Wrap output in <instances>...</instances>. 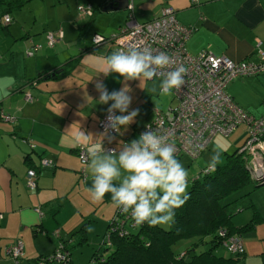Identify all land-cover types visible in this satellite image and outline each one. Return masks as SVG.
I'll return each mask as SVG.
<instances>
[{"label":"crops","instance_id":"crops-1","mask_svg":"<svg viewBox=\"0 0 264 264\" xmlns=\"http://www.w3.org/2000/svg\"><path fill=\"white\" fill-rule=\"evenodd\" d=\"M196 1L171 0L178 23L192 28L186 43L190 53L208 50L234 62H256L258 50H264V0ZM46 37L31 45L22 43L20 50L0 58V112L15 119L13 123L0 120V264H14L6 251L16 242L23 246L18 264H33L39 256L53 253L59 242L67 241L86 220L92 230L86 233L87 243L73 251L71 259L73 264H80L82 253L91 257L117 207L110 193L102 201L92 200L88 192L91 173L87 164L86 177L81 178L76 149L79 145L88 151L113 147L118 154L154 116L135 117L115 136L105 134L98 122L112 102H99L95 83L101 81L112 92L119 75L105 76L103 71L106 57L113 52L85 51L91 47L88 44L76 53L64 37L52 47ZM53 71L62 73L54 79L46 78ZM226 92L246 112L256 117L264 115V73L238 77ZM26 95L31 96V102L26 101ZM80 131L89 138L78 142ZM110 137L114 139L110 141ZM237 145L240 148L243 144ZM44 159L52 166L40 167ZM33 166L39 171L37 187L31 190L26 177ZM243 247L246 255L248 247Z\"/></svg>","mask_w":264,"mask_h":264},{"label":"built area","instance_id":"built-area-1","mask_svg":"<svg viewBox=\"0 0 264 264\" xmlns=\"http://www.w3.org/2000/svg\"><path fill=\"white\" fill-rule=\"evenodd\" d=\"M127 1L126 10L129 16L118 34L110 38L94 34L91 48L94 50L111 45L115 51H127L131 47H147L153 54L164 52L171 56L174 61L173 69L180 66L187 69L184 75L185 83L181 89L171 90L176 105L169 107L165 113L155 110L154 119L139 130L137 138L146 131V126L150 125L153 131L167 136L168 142L175 145L176 158L186 156L195 159L206 151L213 138L218 135L229 137L239 127L244 126L246 137L239 152H245L250 157L251 176L254 179L264 178V115L256 117L246 112L226 92L227 86L234 79L264 73V50H258L256 62H234L226 56H216L208 50L192 55L185 47L192 28L178 23L172 7L164 6L155 19L138 23L132 15V0ZM77 11L84 17L93 15L90 5L78 6ZM2 22L7 27L11 20L5 15ZM46 39L47 45L52 47L62 39V33H48ZM155 78L162 79L160 76ZM25 99L27 102L32 101L30 95H26ZM106 116L107 113L98 123V127L104 132ZM0 120L6 123L15 121L12 116L3 112H0ZM107 134L112 136L116 133L109 129ZM113 149L108 148L106 152L110 153ZM76 151L81 163H87L89 157L86 148L79 145ZM50 165L48 160L41 161L42 167ZM36 178L33 170L27 171L26 186L29 189L36 188ZM122 213L118 208L115 220L119 224L122 223ZM55 234L58 235L57 232ZM224 246L233 255L242 256L244 253L242 242L237 238H228ZM22 251V243L16 242L7 249L6 254L16 263L22 256ZM55 259L63 260L64 256L57 254Z\"/></svg>","mask_w":264,"mask_h":264},{"label":"clouds","instance_id":"clouds-1","mask_svg":"<svg viewBox=\"0 0 264 264\" xmlns=\"http://www.w3.org/2000/svg\"><path fill=\"white\" fill-rule=\"evenodd\" d=\"M173 64L172 57L167 53L153 54L147 47L118 50L106 57L107 67L103 74H118L123 77L124 85L120 90L109 93L101 81L95 83L99 102H112L107 108L105 134L109 129L119 133L139 114V109L129 111L132 97L127 81L139 80L141 83L160 76L161 94L181 89L187 69L183 66L173 69ZM89 136L80 131L76 139L79 142ZM175 152V145L168 142V137L157 134L150 125L138 138L125 143L118 154L115 149L104 153L103 146L89 150L88 168L92 186L88 192L92 200L102 201L110 193L113 205L125 214L130 212L137 225L147 223L155 227L175 223V210L190 198L187 191L188 172ZM219 159V152H215L206 171H215ZM86 230L91 231V226Z\"/></svg>","mask_w":264,"mask_h":264},{"label":"rangeland","instance_id":"rangeland-1","mask_svg":"<svg viewBox=\"0 0 264 264\" xmlns=\"http://www.w3.org/2000/svg\"><path fill=\"white\" fill-rule=\"evenodd\" d=\"M104 3L105 0H0V58L6 56L8 52L11 55L20 50L22 43L31 45L33 41L36 42L38 38L44 37L47 33L58 34L61 32L62 39L58 43H61L64 37V42L69 40V47L72 46L76 53H79L81 48L85 49V46L92 45V36L95 33L107 38L117 35L119 28L127 20V12L126 10L104 12ZM133 4L134 17L138 23L148 22L157 16L161 5L172 6L171 0H133ZM89 5L94 9L93 15L91 17L80 15L77 7ZM3 15H7L11 20L7 27L2 22ZM109 48L114 50L111 45H104L96 50L108 53ZM186 50L191 52L188 44H186ZM22 52L25 51L22 49ZM123 85V77L118 76L112 86V92L120 90ZM127 85L131 89L129 94L132 97L129 111L140 110L136 117L147 119L152 116L155 109L165 113L169 107L176 105L172 94H161L158 78L141 83L139 80H130L127 81ZM242 135L246 137L244 126L239 127L229 137L214 138L209 144L208 150L196 160L190 161L187 157L178 159L188 172V190L191 181L197 178L203 179L204 175L201 172L208 168L215 152H219L220 156L219 163L216 165L218 166L224 162L225 155H231L235 152L234 150L239 148L237 144H243L244 137ZM136 136L137 133L133 139ZM239 137L241 139L238 141ZM245 194L248 196L237 202L241 212H236L232 217L233 224L243 225L253 219L255 224L252 229L241 234L243 246L248 247V252L244 257H240L235 264H262V258H264V217L257 219L255 212L264 215V187L253 188L252 185H248L231 194L227 201L239 200ZM250 200L256 210L248 207ZM159 226L164 230L170 229L168 224ZM128 231L137 232V230L129 229ZM205 240V243L210 241L208 238ZM195 241L196 239L183 240L174 249L183 253L191 248ZM210 246L209 243L199 245L195 248L194 254L207 250ZM76 253L80 255V252ZM214 253L225 258L234 257L222 244L214 249ZM86 254L82 253L83 257L80 256L82 262L80 264H88L90 254L88 257ZM85 257L88 258L86 261Z\"/></svg>","mask_w":264,"mask_h":264},{"label":"trees","instance_id":"trees-1","mask_svg":"<svg viewBox=\"0 0 264 264\" xmlns=\"http://www.w3.org/2000/svg\"><path fill=\"white\" fill-rule=\"evenodd\" d=\"M114 1L117 0H105L103 7ZM164 6L172 7L167 4L162 5L159 13L153 19L160 15L161 9ZM126 12L128 18L129 12L127 10ZM132 15L134 16V4ZM90 50L93 49L90 47L85 51ZM32 51L35 52L34 48ZM108 51L114 52L115 49H108ZM61 73L62 72L59 73L58 71H53L46 75V78L54 79ZM159 80L161 81V79ZM153 115L154 119L155 112H153ZM144 126L140 129L144 128ZM139 130L137 131V134ZM107 135L111 136L109 134ZM108 148L113 147L105 148L104 153H108L106 152ZM240 148L236 149V151L231 155H225L224 162L221 165L216 166L215 171H206L208 168L203 170L201 172L204 175L202 180L197 178L190 182L191 185L190 189L188 190L190 198L182 207L175 210V223L170 224L169 230H164L159 225L150 227L147 223L137 225L132 219L130 212L128 214H121L120 220L122 223L119 224L118 221L115 220V216H117L118 212L117 208L113 218L108 223V227L102 237V240L92 251V255L89 258L88 264H235L240 257H244L245 250L243 256L234 255L235 258H225L222 256H217L214 253V249L220 246V244L224 246V242L228 238H237L242 242L241 234L252 229L255 223L253 219L241 226H235L233 224L232 217L236 212H241V208H238L237 202L248 195L245 194L240 197L239 200L237 199L232 202L227 201V198L231 194L248 185H252L253 188L264 187V178L254 179L251 176V171L249 168L250 157L245 152H239ZM207 150L208 148L206 151ZM197 158L188 159L190 161H194ZM79 162L82 166V169L80 170L81 178H85V168L88 162L81 163L80 159ZM51 166L52 163L47 167ZM40 167H42L41 163ZM37 168L38 167L33 166V168L30 169L35 172L36 177L39 171V168L38 170ZM248 207L255 209L252 201L248 204ZM255 217L257 219L261 218L258 212H255ZM87 225L88 220L82 222L78 228L74 229L70 233V238L67 241L61 240L59 242V245L55 251H53V253L39 256L33 264H73L71 253L83 247V245L87 243ZM128 229L137 230V232L132 233V231H128ZM207 238L210 239V241L205 243V239ZM189 239H196V241L191 245V248L187 249L183 253H180L174 249L179 242ZM208 243L211 246L207 250L201 251L198 254H194L196 247ZM57 254L64 256V259L56 260L55 256ZM22 256L16 261V263H13L18 264L22 259ZM262 264H264V258H262Z\"/></svg>","mask_w":264,"mask_h":264},{"label":"water","instance_id":"water-1","mask_svg":"<svg viewBox=\"0 0 264 264\" xmlns=\"http://www.w3.org/2000/svg\"><path fill=\"white\" fill-rule=\"evenodd\" d=\"M127 0H118L114 2H110L103 7L104 12H109L112 10H126Z\"/></svg>","mask_w":264,"mask_h":264}]
</instances>
